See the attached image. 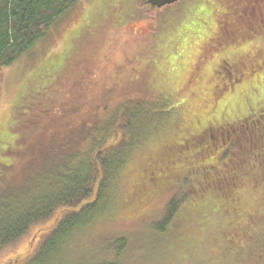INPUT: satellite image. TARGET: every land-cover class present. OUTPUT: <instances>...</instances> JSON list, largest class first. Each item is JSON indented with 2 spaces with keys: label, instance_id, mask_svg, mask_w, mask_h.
<instances>
[{
  "label": "trees",
  "instance_id": "16d2710c",
  "mask_svg": "<svg viewBox=\"0 0 264 264\" xmlns=\"http://www.w3.org/2000/svg\"><path fill=\"white\" fill-rule=\"evenodd\" d=\"M81 1L0 0V69ZM89 2L66 56L23 85L11 130L0 132V251L26 239L0 264H65L66 248L73 257L98 254L93 264H264V102L248 106L264 85V64L240 71L252 41L221 36L227 11L217 0H186L164 25L172 4ZM167 19L176 26L169 34ZM89 28L95 34L82 45ZM98 50L107 64L87 65ZM74 55L81 58L66 74ZM77 76L92 78L89 92ZM30 87L38 92L27 103ZM161 197L168 199L145 222L150 236L110 235L98 225L125 206V216L149 213ZM108 241L114 251L102 246Z\"/></svg>",
  "mask_w": 264,
  "mask_h": 264
},
{
  "label": "rangeland",
  "instance_id": "374dc122",
  "mask_svg": "<svg viewBox=\"0 0 264 264\" xmlns=\"http://www.w3.org/2000/svg\"><path fill=\"white\" fill-rule=\"evenodd\" d=\"M88 1V2H87ZM90 0H82L80 2V6L77 7L72 13L68 14L66 17H64L62 20L57 22L54 26H52L51 31L49 34L43 38L41 41H39L36 46L29 51L25 56L22 57L20 61L15 63L14 65L10 67H5L0 69V132L2 130H8L10 132L11 130V125L14 122L12 120L13 114L16 111L15 107L18 105L20 96H21V91L22 87L26 82H29L31 77L36 74L40 69H42L43 66H45L47 63L53 62L54 64L52 67H50V71H54L55 68L57 67L58 63L60 62L59 57L62 54L63 57L66 56L68 53L67 47L69 45V41L73 37V35L76 34L77 29L79 28L80 23L83 20V17L87 14L89 11V8L91 7V3L89 2ZM134 1V0H132ZM189 1V0H187ZM186 3V0H181L178 3L172 4L164 9V12L162 14V17L160 19V22L162 25L166 23V16L169 15V12L173 9H180L184 4ZM222 7V6H221ZM220 8L219 3L216 5V9ZM134 13V12H132ZM166 15V16H165ZM167 24L165 26L164 31L169 34L170 31H175L176 26L172 24L171 19H167ZM244 23V22H243ZM130 27H133L135 29H143L141 25H139L138 22L131 23L129 25ZM180 33L177 35H183L186 37L183 29L179 31ZM122 33V31L120 32ZM95 34L94 28H89L88 33L85 34V36H79V40L81 41L82 45L87 44L89 40L92 38V36ZM136 37L141 41V38L139 34H135ZM113 36H108L105 40H108L112 38ZM120 35H116L114 40L109 41V49L114 50L118 47L117 44V38H119ZM252 41V46H256L258 48L264 49V34H260L252 39H249ZM181 41L185 42L181 37ZM251 44H247L246 46H249ZM183 46V45H182ZM263 47V48H262ZM105 53H109L106 48H101ZM115 53H118L116 51ZM30 54V55H29ZM53 54L51 58H49ZM89 57V56H88ZM88 57L85 59L88 60ZM81 57L74 55L70 56L68 61H67V69H66V74H69L73 67L76 65V63L80 60ZM260 58L264 60V55H260ZM183 59V57H182ZM108 60V55L103 54L98 50L97 52V57L95 60H91L88 62L87 65H106ZM103 74V73H102ZM69 78H75L74 75H68ZM80 77V84L84 88H88V92L91 89L90 85V78L89 80L85 77L82 78V76H77ZM71 81L68 79H64V83L66 86L70 83ZM261 82H263V77L261 78ZM37 87V86H35ZM34 87V88H35ZM34 88L30 87L28 90V93H30V98L26 99V102L34 101V93H37V90H33ZM124 93V91L122 92ZM121 93V94H122ZM238 93V92H237ZM238 94H232L229 97H234ZM230 98V99H231ZM229 99V100H230ZM233 99V98H232ZM249 100H252L255 104H250L248 105L251 111L257 110L259 107V102H264V85L262 86H256L253 90V92L250 93L248 96ZM223 102V101H222ZM221 102V106H222ZM113 103V102H112ZM229 106L236 107L238 104L237 102L235 103L234 100H231L228 102ZM226 106V105H224ZM247 106V108H248ZM227 107V106H226ZM237 110H240V107H236ZM238 114V113H237ZM15 138L14 135L10 133V139ZM10 144H13V141H9ZM7 146H3L2 149L5 150ZM179 197V195H178ZM168 199V197H161L158 200H156L150 208L153 207L151 212L149 213H142L139 216H125V211H127L125 207H121L120 211L117 213L116 217L114 220H107L103 224H98L106 229V234L110 233V235L114 234V232H133V231H140L145 232L148 234V236L151 235L152 232V224L151 223H145L148 218H151L152 215H156V213L162 208V206L165 204L164 202ZM122 210V211H121ZM143 223L146 225L143 226ZM151 224V225H150ZM108 231V232H107ZM148 232V233H147ZM109 235V234H108ZM130 238L126 237V242L129 241ZM26 242H18L15 245H11L9 248L6 247L0 251V258L3 259L7 253H10L14 249H18L21 247V245H24ZM136 241L131 242V245H134ZM139 245L146 246V247H152L154 244L149 243L147 241L143 242L140 240ZM102 246H106L107 250L106 251H114L115 246L113 244L112 246V241H108L104 243ZM25 247V245H24ZM62 257H67L66 263L65 264H93L94 260L98 257V254L96 255H87V256H79V257H73L69 256L68 250L63 252Z\"/></svg>",
  "mask_w": 264,
  "mask_h": 264
},
{
  "label": "flooded vegetation",
  "instance_id": "af4514ba",
  "mask_svg": "<svg viewBox=\"0 0 264 264\" xmlns=\"http://www.w3.org/2000/svg\"><path fill=\"white\" fill-rule=\"evenodd\" d=\"M217 2L227 11L226 13L224 12V16L220 20L219 25L222 28L218 25V31L220 30L221 34V29H223L221 36L231 35L237 38L246 34V39L249 40L264 34V0H217ZM220 38L218 35L212 43L208 44L213 46V43H218ZM251 43L248 42V44ZM247 48L248 50L244 53V56L247 55L248 60L245 59V64H240V71H242V68H247L249 73H251L264 64V60L260 58V55H264V49L255 45L252 46V44L247 46ZM223 59L219 58L214 71L220 72V69L224 66Z\"/></svg>",
  "mask_w": 264,
  "mask_h": 264
},
{
  "label": "water",
  "instance_id": "95a60500",
  "mask_svg": "<svg viewBox=\"0 0 264 264\" xmlns=\"http://www.w3.org/2000/svg\"><path fill=\"white\" fill-rule=\"evenodd\" d=\"M178 0H145L146 3L152 5V6H155V7H162V6H165V5H169L171 3H174Z\"/></svg>",
  "mask_w": 264,
  "mask_h": 264
}]
</instances>
